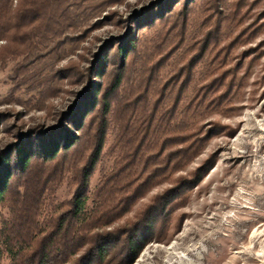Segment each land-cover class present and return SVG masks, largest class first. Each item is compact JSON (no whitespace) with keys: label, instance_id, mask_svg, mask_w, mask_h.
<instances>
[{"label":"rangeland","instance_id":"obj_1","mask_svg":"<svg viewBox=\"0 0 264 264\" xmlns=\"http://www.w3.org/2000/svg\"><path fill=\"white\" fill-rule=\"evenodd\" d=\"M63 1L71 23L58 37L46 43L44 27H34L0 42V153L24 135L59 126L62 114L86 104L92 93L102 98L118 72L124 74L119 93L111 91L112 106H124L135 121L159 102L156 117L167 121L176 112L172 122L187 145L171 141L152 159L159 162L137 183L128 213L118 205L112 211L119 217L103 230L121 236L147 217L155 220L152 241L133 264H264V0ZM34 35L44 42L32 49ZM184 66L187 73H179ZM140 77L151 87L149 100L122 102ZM98 110L87 116L85 130L91 123L90 130L101 128L100 118L91 119ZM115 141L110 122L90 179V210L118 161ZM197 173L203 176L193 189L170 192ZM75 189L66 180L53 204L70 202Z\"/></svg>","mask_w":264,"mask_h":264},{"label":"trees","instance_id":"obj_2","mask_svg":"<svg viewBox=\"0 0 264 264\" xmlns=\"http://www.w3.org/2000/svg\"><path fill=\"white\" fill-rule=\"evenodd\" d=\"M19 1L20 6L16 9L15 0H0V42L12 40L21 30L44 27L42 38L48 43V37H58L71 23L72 13L63 0ZM41 40L34 35L28 41L35 49L42 45L44 41ZM129 44L124 42L121 46L127 49ZM187 71L188 66H184L179 73L186 74ZM123 82L124 74L118 72L113 89H107L102 98L96 93L94 97L92 93L86 104L62 114L59 126L40 130L33 137L24 135L0 153V264H4L5 259L11 264H107L112 256H120L115 264H133L152 241L148 239L152 222L155 223L151 217L138 222L132 230L122 232L121 236L103 229L119 217L117 211H112L118 205L120 213L125 211L122 215L128 213L130 209L126 202L138 198L140 184L137 183L145 175L150 176V165L159 162L152 159L160 152L164 155L165 149L171 147V141L174 142L172 145H187L184 140L187 136L180 134L183 131L178 130V124L173 125L176 112L170 114L167 121L156 117L162 112L159 102L153 106L156 111L147 114L149 110H143L142 116H136L135 121L131 118L135 114L124 111V106L119 103L112 106L114 102L108 100L111 91L119 93ZM146 85L144 77L138 78L122 102L130 99L134 103L147 102L151 87L148 89ZM98 101L101 103L99 108ZM95 109L99 110L91 119L95 115L100 118V123L103 121L101 128L98 126L94 132V129L90 130L91 123L85 130L87 116L95 113ZM112 115L114 120H106ZM110 122L116 130L112 149L117 150L118 161L96 190L95 198L99 202L90 210V179L101 160L106 127L109 128ZM153 127L158 133H151ZM170 151L167 158L171 161ZM204 171L202 169L200 173ZM202 176L197 173L192 180L181 178L170 192L180 194L186 187L193 189ZM14 179L19 183L18 189L13 186ZM66 180L76 186L71 201L53 204L56 191ZM132 189L134 192L131 193ZM67 206L70 208L64 210ZM5 208L9 211L8 217L3 213Z\"/></svg>","mask_w":264,"mask_h":264}]
</instances>
